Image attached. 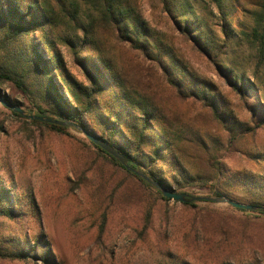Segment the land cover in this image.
I'll return each mask as SVG.
<instances>
[{"label":"trees","instance_id":"16d2710c","mask_svg":"<svg viewBox=\"0 0 264 264\" xmlns=\"http://www.w3.org/2000/svg\"><path fill=\"white\" fill-rule=\"evenodd\" d=\"M159 1L173 31L213 66L228 94L248 110V122L238 118L226 96L213 84L195 76L174 39L151 29L131 0L83 1L89 6L85 23L79 5H73L72 11L56 5L60 13L56 16L47 2L22 5V0H0V97L26 110L27 115L66 120L84 128L125 157L129 167L137 168L167 190L182 193L178 191L201 183L211 196L264 207V145L250 149L244 142L264 127V0L251 12L250 31L239 34L229 26L222 9L224 0H212L217 10V36L205 31L189 0ZM51 26L62 27L60 34L50 36ZM104 34L112 40L110 49L100 43L98 35ZM234 47H246L253 54L247 58L235 56ZM62 49L70 58V66ZM121 49L133 53L136 63L157 70L159 79L180 100L207 109L220 126L225 134L223 143L216 137L208 143L201 134L194 140V149L207 163V174L186 166L182 146L187 136L148 94L149 88L141 85L139 71L135 74L130 70L133 61L127 65L115 56L113 52ZM146 80H151L150 74ZM5 87L16 98L6 95ZM10 113L36 128L67 135V127ZM89 143L110 165L134 178L142 188L151 189ZM223 145H237L255 168L228 171L220 162ZM1 167L0 163V172ZM8 184L12 181L0 176V260L35 264L33 260L39 257L49 263L44 236L27 238L25 233L13 232V225L24 216H37L28 206L31 198L20 197ZM155 193L160 200L170 201ZM183 205L196 208L194 203Z\"/></svg>","mask_w":264,"mask_h":264},{"label":"rangeland","instance_id":"374dc122","mask_svg":"<svg viewBox=\"0 0 264 264\" xmlns=\"http://www.w3.org/2000/svg\"><path fill=\"white\" fill-rule=\"evenodd\" d=\"M83 1L86 0H22V5L47 2L56 16L60 15L56 5L67 11L79 5L81 21L85 23L89 20V6ZM259 1L224 0L222 9L235 33L250 31L251 12ZM131 2L151 29L174 39L195 76L213 84L226 96L238 118L248 122V110L228 94L213 66L173 31L160 1ZM188 2L205 31L217 36V10L212 0ZM51 27L50 36L60 34L62 27ZM98 38L102 46L110 49V37L104 34ZM233 49L235 56L247 58L253 54L246 47ZM113 53L127 65L133 61L130 70L135 74L139 71L141 85L149 88L148 94L187 136L182 146L186 166L207 174V163L194 149V140L200 136L197 134L208 143L212 137L221 143L225 139L209 111L192 101L180 100L159 79V72L136 63L133 53L122 49ZM61 54L70 66V58L63 49ZM148 74L150 81L146 80ZM4 93L16 98L8 87ZM10 112L0 105V176L4 181H12L8 186L15 188L20 197L32 200L28 206L37 219L31 214L24 216L12 230L25 233L27 238L37 234L45 237L49 263L38 257L33 260L35 264H264V216L259 213L228 204L196 202V208H191L173 200L162 201L152 187L142 188L134 178L99 156L83 134L71 128H67V135L36 128ZM244 142L250 149L263 146L264 127ZM219 154L220 162L230 172L255 168L237 145H223ZM178 192L211 196L201 183ZM0 264L31 263L0 260Z\"/></svg>","mask_w":264,"mask_h":264},{"label":"water","instance_id":"95a60500","mask_svg":"<svg viewBox=\"0 0 264 264\" xmlns=\"http://www.w3.org/2000/svg\"><path fill=\"white\" fill-rule=\"evenodd\" d=\"M0 105H2L4 108L10 110L13 113H16L22 117H25L29 120H37L40 122L48 123V124H54L62 127H67L75 130L78 133L83 134L92 144L100 148L102 151L107 153L109 156L114 158L118 163H120L127 171L132 172L142 180H144L148 185H150L154 190L159 192L163 198H166L168 200H173L179 203L184 204H190V203H196V202H211L215 204H228L232 206L233 208H236L238 210H247V211H253V212H261L264 214V207L262 206H253V205H245L241 203H237L234 201H230L227 198L221 197V196H193L188 195L184 193H176L174 191L167 190L163 186L159 185L155 180L150 178L149 176L145 175L143 172L138 170L137 168H131L128 166V161L125 157H123L121 154H119L115 149H113L108 144L104 143L99 138L93 136L88 131H86L84 128L73 124L69 121H59L54 118L50 117H42V116H33V115H27L23 109L18 108L14 106L12 103L5 101L3 97H0Z\"/></svg>","mask_w":264,"mask_h":264}]
</instances>
